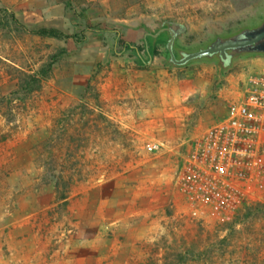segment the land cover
<instances>
[{
    "label": "rangeland",
    "instance_id": "obj_1",
    "mask_svg": "<svg viewBox=\"0 0 264 264\" xmlns=\"http://www.w3.org/2000/svg\"><path fill=\"white\" fill-rule=\"evenodd\" d=\"M0 9V19L13 13L29 29L94 28L78 48L0 26L3 264H264V188L229 215L183 191L179 168L207 127L161 102L169 79L196 73L214 75L216 91L223 75L247 71L244 55L223 69L208 58L173 65L164 43L150 54L154 63L144 50L153 41L146 32L166 20L185 29L176 38L180 49L197 50L258 24L264 0H0ZM114 30L140 45V56L117 53ZM54 55L49 76L32 90L30 77ZM112 63L140 74L126 112L138 126L106 114L100 84ZM152 142L159 150H148Z\"/></svg>",
    "mask_w": 264,
    "mask_h": 264
},
{
    "label": "built area",
    "instance_id": "obj_2",
    "mask_svg": "<svg viewBox=\"0 0 264 264\" xmlns=\"http://www.w3.org/2000/svg\"><path fill=\"white\" fill-rule=\"evenodd\" d=\"M147 148L157 151L160 144ZM177 182L223 215L234 213L253 189L264 188V71L250 74L243 96L231 100L227 114L191 141Z\"/></svg>",
    "mask_w": 264,
    "mask_h": 264
},
{
    "label": "crops",
    "instance_id": "obj_3",
    "mask_svg": "<svg viewBox=\"0 0 264 264\" xmlns=\"http://www.w3.org/2000/svg\"><path fill=\"white\" fill-rule=\"evenodd\" d=\"M242 58L240 62L247 67V71L230 72L223 75L224 82L216 91L212 89L214 75L196 73L191 78L186 76L179 80L169 79L170 81L166 85L167 94L166 96L162 95L161 102L168 105L169 111L173 112L174 116L183 112H187L188 118L193 115L194 125L198 129L210 126L227 114L231 100H238L243 96L247 76L264 70L263 54L244 55ZM152 62L154 63L155 60L153 59ZM137 71L133 70L131 66L122 68L112 63L111 69L100 84V97L105 100L106 114L122 126L139 125L135 124L137 119L133 120L126 116V112L129 110L127 108L128 98L138 96L135 84L138 79L136 80L135 77L138 78L140 74ZM130 72L134 76L130 75ZM134 81L136 82L134 83ZM124 98L126 99L124 100ZM195 103H200V110L194 107ZM151 111L156 112L157 110L154 108ZM174 120L176 127L179 126V121L175 118ZM152 121L157 123L161 120Z\"/></svg>",
    "mask_w": 264,
    "mask_h": 264
},
{
    "label": "water",
    "instance_id": "obj_4",
    "mask_svg": "<svg viewBox=\"0 0 264 264\" xmlns=\"http://www.w3.org/2000/svg\"><path fill=\"white\" fill-rule=\"evenodd\" d=\"M168 25L175 27V31L171 28H158L154 33L146 32L147 36L153 37L152 44L157 40V37L163 30H169V39L166 47L169 52L170 61L173 65H184L191 60L208 58L217 59L219 67L226 68L224 60L229 57V63L236 57L248 54H263L264 55V18L258 24L241 27L238 31L229 35H216L204 48L186 51L177 49L179 57L177 58L173 52L172 45L176 36L182 33L185 29L177 22L164 21ZM152 61L149 54L148 62Z\"/></svg>",
    "mask_w": 264,
    "mask_h": 264
},
{
    "label": "trees",
    "instance_id": "obj_5",
    "mask_svg": "<svg viewBox=\"0 0 264 264\" xmlns=\"http://www.w3.org/2000/svg\"><path fill=\"white\" fill-rule=\"evenodd\" d=\"M1 11V9H0ZM5 21H3L2 19H0V26L1 25H10L13 24L16 26V28L18 30H21L22 32H26V33H30L33 35H37L40 37H53V38H65V39H70L73 41V43L75 44L76 47H80L85 41H86V30H91L94 29L91 26H86V29L83 30L81 33H72V34H67L64 33L62 30L58 29V28H54V27H41V28H37V29H29L27 28L24 24H22L18 18L13 14L10 13L9 17L7 19H4ZM115 32V36H114V41H115V49L118 50L116 51L117 53H124L126 51H135V53L137 54V56H140V52L143 50L142 47L140 45H138L137 43L133 42V41H129L127 39H125L122 35H120V33L117 30H114ZM145 41L147 42V37L145 39ZM164 42L161 40H157L154 44L148 45V48L144 49L145 52L149 55V54H154L155 55V47L158 44H163ZM56 55H54V57H52L50 59V61L44 65L43 67H41L37 73L36 76H31L30 79L31 81L28 82L29 86L30 84H32L31 89H37L40 87L41 81L44 78H47L52 70L53 64L56 61ZM188 64V63H186ZM184 64V65H186ZM142 66H144V64L142 63ZM182 66V65H179Z\"/></svg>",
    "mask_w": 264,
    "mask_h": 264
},
{
    "label": "flooded vegetation",
    "instance_id": "obj_6",
    "mask_svg": "<svg viewBox=\"0 0 264 264\" xmlns=\"http://www.w3.org/2000/svg\"><path fill=\"white\" fill-rule=\"evenodd\" d=\"M167 27H169V28H171L172 30L175 31V27H174V26H172V25H168V24H166V23H161L160 26H159V28H167ZM169 33H170L169 30H163V31L159 34V36H158V37H160V38L157 39V40H161V41L164 42L165 49H166V51H167L168 56H169V52H168V49H167V47H166V44H167V41H168V39H169ZM176 38H177V36H176L175 39H174V42H173V45H172V49H173V52H174L175 56L178 58V57H179V53H178V50H177V49H180V48H179V47L177 46V44H176ZM157 40H156V41H157ZM204 47H205V46H204ZM204 47H201V48H204ZM201 48H199V49H201ZM197 50H198V49H197ZM215 59H216V58H215ZM169 60H170V56H169ZM216 61H217V63H218V60H217V59H216ZM224 64H225V66H228V65H229V57H227V58L224 60Z\"/></svg>",
    "mask_w": 264,
    "mask_h": 264
}]
</instances>
